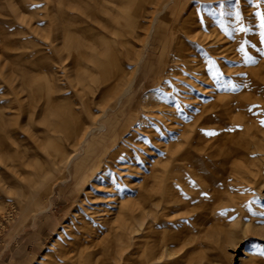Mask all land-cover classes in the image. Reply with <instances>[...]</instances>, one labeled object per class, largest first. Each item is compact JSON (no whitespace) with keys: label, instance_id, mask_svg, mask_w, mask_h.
I'll use <instances>...</instances> for the list:
<instances>
[{"label":"rangeland","instance_id":"obj_1","mask_svg":"<svg viewBox=\"0 0 264 264\" xmlns=\"http://www.w3.org/2000/svg\"><path fill=\"white\" fill-rule=\"evenodd\" d=\"M257 13L264 0H0V264H264Z\"/></svg>","mask_w":264,"mask_h":264},{"label":"bare ground","instance_id":"obj_2","mask_svg":"<svg viewBox=\"0 0 264 264\" xmlns=\"http://www.w3.org/2000/svg\"><path fill=\"white\" fill-rule=\"evenodd\" d=\"M176 1V0H175ZM167 8H168V6H166ZM160 13V12H159ZM163 13V12H162ZM159 19V18H158ZM198 22V21H197ZM135 25V24H134ZM212 26V25H211ZM154 28V27H153ZM179 28V27H178ZM193 29L194 30H196V31H198L197 30V26L196 27H193ZM199 29V28H198ZM127 31V30H126ZM191 31V30H190ZM157 32V31H156ZM194 33V32H193ZM127 34V33H126ZM215 34V33H214ZM219 34V33H218ZM132 35V34H131ZM199 35V34H198ZM216 35V34H215ZM193 37V36H192ZM220 37V36H219ZM140 38V37H139ZM198 38V37H197ZM195 39V38H194ZM210 40V39H209ZM206 43V42H205ZM204 44V43H203ZM132 45V44H131ZM190 47V46H189ZM189 49V48H188ZM207 49V48H206ZM186 50V49H185ZM125 52V51H124ZM210 52V51H209ZM212 55V54H211ZM192 59V58H191ZM147 63V62H146ZM117 64V63H116ZM113 65V64H112ZM138 65V64H137ZM116 66V65H115ZM120 66V65H119ZM118 66V67H119ZM114 67V66H113ZM124 72V71H123ZM114 73V72H113ZM116 74V73H115ZM123 74V73H122ZM127 74V73H126ZM131 74V73H130ZM115 76V75H114ZM119 76V75H118ZM117 77V76H116ZM131 77V76H130ZM135 77H134V75L132 76V80L134 79ZM131 79V78H130ZM128 81V80H127ZM131 82V81H130ZM111 84H113V83H111ZM133 84V83H132ZM128 92V91H127ZM192 133V132H191ZM86 137V136H85ZM184 140V142H185V147L186 146H189V144H191L190 143V137L189 136H186V137H184V134H183V132H182V134H181V136L179 137V138H177V141H176V145H175V151H174V155H175V157H174V159H173V161H172V163H174V168H175V170H177V171H183L184 169H185V167H183L182 165H186L187 163H190L191 161H192V159H191V157H189V152H187V151H185V147L182 149V151H181V148H180V145H181V141H183ZM193 142V141H192ZM194 143V142H193ZM197 143V142H196ZM213 145V144H212ZM202 146V145H201ZM204 146V145H203ZM202 146V147H203ZM188 148V147H187ZM199 148H200V146H199ZM210 148V147H209ZM221 148V147H220ZM201 149V148H200ZM202 150V149H201ZM191 154V153H190ZM194 154H195V152H194ZM192 155V154H191ZM194 156V155H193ZM199 157V156H198ZM196 158V157H195ZM195 158H194V161H193V163H194V166L195 167H197V169H198V172H200L199 173V175L197 176V182L198 183H200L202 186H207V185H205V184H203L204 182H205V180L206 181H210V180H212V179H214L211 175H208V176H203L204 175V166H205V162L203 161V160H195ZM211 159H214L215 160V157H211ZM69 162L68 163H70V161H71V158L68 160ZM217 161V160H216ZM176 163H178V164H176ZM208 163V162H207ZM211 164H213V165H216V164H214V163H211ZM213 165H211V166H213ZM209 166V165H208ZM234 166V165H233ZM229 168V167H228ZM188 170H189V168H188ZM237 174V173H236ZM193 175V174H192ZM213 175H214V173H213ZM242 176V175H241ZM233 177H234V175H233ZM238 178V177H237ZM241 178V177H240ZM242 178H244V176L242 177ZM205 179V180H204ZM232 180H233V178H232ZM242 180V179H241ZM219 181V180H218ZM243 181V180H242ZM240 182V181H239ZM231 183H233V181L231 182ZM238 183V182H237ZM234 184V183H233ZM235 184H236V182H235ZM178 185H180V184H178ZM186 185V184H185ZM237 185V184H236ZM182 186H184L183 184H182ZM238 186H240V185H238ZM187 187V186H186ZM185 188V187H184ZM175 191V190H174ZM221 192V191H220ZM177 193V192H176ZM175 194V193H174ZM222 194V193H221ZM179 195V194H178ZM217 195H219V197H220V194H217ZM194 196V195H193ZM192 198V197H191ZM190 199V198H189ZM188 200V199H187ZM190 201V200H189ZM205 202V201H204ZM221 202H222V200H221ZM220 202V203H221ZM226 202V201H225ZM202 203V202H201ZM233 203V202H232ZM150 204V203H149ZM219 204V203H218ZM230 204V203H229ZM182 205H184V204H182ZM228 204H226V206H227ZM144 206H145V204H144ZM190 206V205H189ZM201 206H204V203H203V205H201ZM198 207L197 209H196V211H200V210H202L203 209V207ZM214 206V205H213ZM211 207V206H210ZM219 207V206H218ZM217 207V208H218ZM228 207H229V205H228ZM227 207V208H228ZM235 207V206H234ZM225 208V207H224ZM238 208V210H235V211H240L239 210V207H237ZM205 209V208H204ZM213 209H215V207L213 208ZM209 210V209H208ZM211 210V209H210ZM216 210V209H215ZM147 212V211H146ZM150 212V211H149ZM222 212V211H221ZM240 212H242L243 213V211H240ZM204 213V212H203ZM207 213V212H206ZM210 213V212H209ZM230 213H232V212H229V214ZM199 214V213H198ZM233 214V213H232ZM149 215V214H148ZM201 215V214H200ZM205 216V215H204ZM208 216H210V215H208ZM201 218H202V216H200ZM206 217V216H205ZM212 217V216H211ZM230 217H231V214H230ZM197 219V218H196ZM204 219V218H203ZM206 221H208L207 219H206ZM206 221H205V223H206ZM201 221H199V223H200ZM195 223V222H194ZM174 224V223H173ZM219 225V224H218ZM119 226H120V224H119ZM198 226H200V225H198ZM201 228H202V226H200ZM153 228V227H152ZM202 230V229H201ZM196 231V230H195ZM194 233H196V232H194ZM201 234V233H200ZM165 238V237H164ZM169 240L170 241H172L173 240V242H174V239L173 238H169ZM172 242V243H173ZM160 248H159V252H160V256L158 257L159 259L163 256V255H165L166 253H170V252H167L166 250L167 249H169V245H166L164 242H161L160 243ZM167 246H168V248H167ZM164 248V249H163ZM169 255V254H168ZM153 259H155V260H158V259H156V252L155 253H151L149 256H148V258H147V261H146V264H148L150 261H152ZM160 261V260H159ZM158 261V262H159ZM157 262V263H158Z\"/></svg>","mask_w":264,"mask_h":264},{"label":"snow or ice","instance_id":"obj_3","mask_svg":"<svg viewBox=\"0 0 264 264\" xmlns=\"http://www.w3.org/2000/svg\"><path fill=\"white\" fill-rule=\"evenodd\" d=\"M223 13H221V15H222ZM258 17H259V20H260V28L262 29V31H261V36L262 37H264V14H262V13H257L256 14ZM237 18L239 19V16H237ZM241 30H243V29H241ZM215 133H208V135H214Z\"/></svg>","mask_w":264,"mask_h":264}]
</instances>
